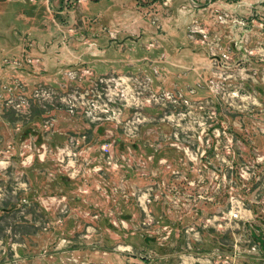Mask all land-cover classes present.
I'll use <instances>...</instances> for the list:
<instances>
[{"label": "rangeland", "instance_id": "374dc122", "mask_svg": "<svg viewBox=\"0 0 264 264\" xmlns=\"http://www.w3.org/2000/svg\"><path fill=\"white\" fill-rule=\"evenodd\" d=\"M0 264H264V0H0Z\"/></svg>", "mask_w": 264, "mask_h": 264}, {"label": "water", "instance_id": "95a60500", "mask_svg": "<svg viewBox=\"0 0 264 264\" xmlns=\"http://www.w3.org/2000/svg\"><path fill=\"white\" fill-rule=\"evenodd\" d=\"M209 2H210V0H207L206 3H198L194 0H189L190 5H192L193 7H197V8L204 6V5L208 4ZM123 40H124V38L121 40L115 39V41H117V42H122Z\"/></svg>", "mask_w": 264, "mask_h": 264}]
</instances>
